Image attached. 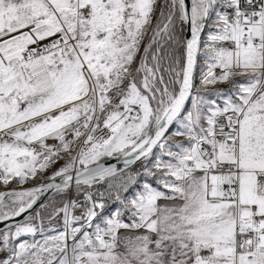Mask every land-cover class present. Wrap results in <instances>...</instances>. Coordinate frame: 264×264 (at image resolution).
Masks as SVG:
<instances>
[{"label":"snow or ice","instance_id":"obj_1","mask_svg":"<svg viewBox=\"0 0 264 264\" xmlns=\"http://www.w3.org/2000/svg\"><path fill=\"white\" fill-rule=\"evenodd\" d=\"M0 264H264V0H0Z\"/></svg>","mask_w":264,"mask_h":264}]
</instances>
